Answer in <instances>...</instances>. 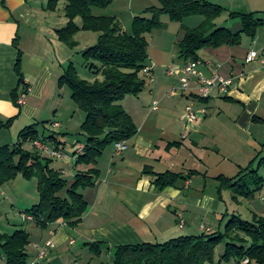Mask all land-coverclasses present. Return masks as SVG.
I'll return each mask as SVG.
<instances>
[{"label": "crops", "instance_id": "1", "mask_svg": "<svg viewBox=\"0 0 264 264\" xmlns=\"http://www.w3.org/2000/svg\"><path fill=\"white\" fill-rule=\"evenodd\" d=\"M45 1L0 0V146L11 144L13 136L3 129L22 130L33 123L48 120L53 128L62 127L68 123L69 105L65 95L69 96L71 102H75L72 93L69 95L65 86H59L60 78L75 58L73 48L62 41L57 32L69 21L65 15L66 4L60 13L61 5L58 12L57 8L49 9V0ZM207 1L227 9L215 20L216 26L217 21L222 20L229 25L233 24L235 28L223 27L234 32L242 28L240 18H232L230 11L254 12L256 17L264 20V0ZM236 19L239 22H233ZM203 21L204 17L194 20L195 25H190L184 20L178 28L174 27L162 55L149 58L148 64L152 67L150 72H142L146 78L144 90L139 95H128L122 101L123 107L137 124L138 132L126 141V150L117 153L112 144L98 159L97 167L101 175L94 187L83 191L89 207L82 221L75 227L60 220L45 229L37 224L28 229L31 239L39 248L45 246L49 239L54 241V246L44 258L47 259L45 262L114 264L111 252L94 255L87 243L105 241L112 246L163 243L183 235H199L187 232L192 228L198 233L213 232L217 222L212 224L215 225L213 227L211 224L207 226L199 223L200 218L195 214L220 215L225 208L222 195L224 189H231L233 198L239 200L233 188L221 187L218 177L228 175L224 172L211 175L210 169L215 162L206 156L210 158L216 154L231 161L237 169L234 176L251 164L254 167L259 154L260 138L255 136L250 125L255 121L264 122V24L255 37L242 34L238 45L206 47L198 52L203 63L199 70L205 76L218 73L233 78L228 92L214 89L212 95L203 100L197 93L196 78L190 79L191 89L183 91L180 88L182 69L187 62L180 57L178 46L186 29L197 27ZM18 49L23 53V85H20V76L16 71ZM251 50L259 51L260 56L247 61ZM175 51L179 55L178 60H174ZM208 62H212L213 66H209ZM170 63L179 68L176 74L168 72ZM15 89L20 95L27 91L23 96L24 102H19L20 106L13 98ZM173 89H176L175 94L171 95ZM220 98L237 110V116L229 117L231 126L222 119L223 110L216 108L215 103L220 102ZM155 101L159 102L157 109L154 108ZM191 102L197 109H207L206 114H202L195 122L186 118V107ZM157 110L160 111L159 118L172 124L173 129L164 126L157 129L148 127L150 113ZM12 118L15 119L6 125ZM180 124L183 128L177 129ZM46 143L51 148L55 147L51 142ZM84 144L74 142L72 153L66 150L65 144L62 145V157H53L49 152L40 151L53 160L52 168L62 170L72 180L77 170L75 151L80 152ZM168 171L181 173L185 178L180 179L176 185L158 189L155 184L156 175ZM217 171L221 170H215L214 173H219ZM19 178L8 184L15 189ZM209 178L219 183L217 197L207 193ZM36 199L38 203L39 193ZM181 219L185 222L184 227L180 226ZM72 245L76 252L68 248Z\"/></svg>", "mask_w": 264, "mask_h": 264}, {"label": "trees", "instance_id": "2", "mask_svg": "<svg viewBox=\"0 0 264 264\" xmlns=\"http://www.w3.org/2000/svg\"><path fill=\"white\" fill-rule=\"evenodd\" d=\"M60 0H49L48 8L55 10ZM67 24L57 30L59 37L67 45L76 46L75 35L78 30L101 32L98 42L84 51L86 63L94 75H102L89 81L79 75L71 63L60 78L59 86H68L72 99L86 113L81 132L86 137L83 149L75 151L76 174L69 180L62 170L51 167L52 159L43 155L34 145L37 139L53 143L62 149L65 143L56 134L41 135L39 126L51 121L33 123L22 129L17 141L0 146V188L6 183L22 176L27 180L35 179L39 201L25 212L33 216V222L45 229L60 220L70 227L77 226L88 210L89 202L84 190L94 187L101 175L97 167L98 159L107 147L119 141H127L138 132L132 115L123 107L122 101L128 95H139L146 86L142 72L151 67L149 62V42L146 33L154 27H164L161 17L169 15L172 21L183 22L186 18L201 15L204 21L197 27L188 28L178 42L180 57L186 62L198 60V52L206 47L238 45L242 34L255 37L264 20L254 12L230 11L232 18H240L242 28L234 32L227 27H217L215 20L227 9L207 0H161L159 7L152 6L133 19V29L127 31L116 16L96 15L95 8H106L114 0H64ZM150 13L151 17L147 16ZM82 24L77 23V18ZM16 71L20 85L24 83L22 72V50L18 49ZM26 90L23 94H26ZM20 93L13 91L17 105ZM207 100L208 98H201ZM15 118L9 119L6 125ZM33 143L34 150L26 148ZM263 159V158H262ZM155 184L164 189L185 178L181 173L168 171L157 174ZM248 177V180H247ZM221 187L233 188L238 197L253 198L262 189L264 177L259 168L249 165L237 176L218 177ZM22 218V217H21ZM31 234L26 228L8 234L0 228V259L6 264H27V247ZM226 243L225 252L220 260H215L216 248ZM94 255L109 251L114 256V264H234L249 259L247 264H264V215L254 213L251 219L233 214L224 231L203 232L199 235H183L163 243L144 242L140 244H121L112 246L105 241L87 243ZM36 264H50L40 261Z\"/></svg>", "mask_w": 264, "mask_h": 264}, {"label": "rangeland", "instance_id": "3", "mask_svg": "<svg viewBox=\"0 0 264 264\" xmlns=\"http://www.w3.org/2000/svg\"><path fill=\"white\" fill-rule=\"evenodd\" d=\"M45 1V0H39ZM46 2V1H45ZM65 4L64 0H60L57 6V9L61 5L60 13L63 12V6ZM162 5L161 0H114V2L106 7V8H95L94 13L96 15H107V16H116L121 24L127 31L131 32L133 29V19L136 15H145V11L148 10L152 6L159 7ZM59 12V9L57 10ZM148 17L150 16V13H147ZM193 18L186 20L185 23H189L190 25H195L196 22H193L197 19H203V16L201 15H195L191 16ZM162 22L165 23L164 27H154L152 30L146 33V38L149 42V58L151 56H161L163 53V50L165 47L169 44L170 38L173 32L174 27H179L181 22H175L172 21L169 15L164 14L161 17ZM231 22V20H228ZM234 21H238L233 20ZM239 22V21H238ZM77 23L79 25L82 24V19L80 17L77 18ZM187 23V24H188ZM218 27L223 26H232V28H235L233 24L229 25L226 21L220 20L217 21ZM176 28V29H177ZM236 28H239L238 26ZM237 30V29H235ZM101 32L98 31H92V30H85L80 29L77 31L75 35L76 40V46L73 48V51L75 53V58L73 59V62L75 66L78 69L79 75L87 79L89 81H93L96 78L102 80V75H94L93 71L90 69L88 63H86L85 57H84V51L88 48L94 46L100 37ZM178 46L176 47L177 50ZM179 55L177 51L174 53V60H178ZM169 66H175L174 63H170ZM145 71V69H144ZM146 72V71H145ZM147 73V72H146ZM148 75V74H147ZM166 76V75H164ZM167 77V76H166ZM65 90L68 91L69 95L71 93V90L68 86H65ZM66 99H68V123L63 125L60 128H53L52 124L49 123H43L39 126V132L41 135L49 136L51 134H56V136L59 137V139L63 140L65 143V148L68 150L69 153H72L74 151V142H81L85 143L86 137L81 132V125L84 120V111L81 110L79 107L76 106L75 102H71L68 95H65ZM220 102H216V108H220L223 110L224 117L222 118L229 126L232 125V122L230 120V116H237V110L236 108H233L232 106H229L224 102L225 100L219 99ZM76 110V112H75ZM235 112V115L233 114ZM242 112V110L240 111ZM160 111H153L150 113V119H149V126L153 129H157L156 127L162 128L164 126L167 129H173L172 124H168L165 119L159 118ZM72 115V116H71ZM51 123V122H50ZM252 132L255 133V136H258L260 138V143L258 146L259 154L256 159V162L254 164V168L260 167V175L264 177V122L263 121H255L253 124L250 125ZM183 125H179L177 129H182ZM21 129H3L5 133H8L9 135H12V140L10 143H14L17 139V135L19 134ZM179 138V137H177ZM33 143H28L26 145V148L29 150H34ZM111 146H109L110 148ZM209 158V156H206L208 160L211 162L214 161L215 165L212 169H210L211 175L214 174H220L224 172L228 176H234L237 173V169L235 164H233L229 160H224V158H220L216 156V154H212ZM263 158V159H262ZM221 160V163L219 162ZM263 160V162H261ZM217 168V169H216ZM221 170L217 171L219 173H214L215 170ZM66 176V175H65ZM70 180V176H66ZM17 182V187L13 189L10 184L6 183L0 188V228L1 232L12 234L15 232V230L20 228H26L30 229L32 226L36 225L33 222H23L21 215L23 212H25L29 207H31L33 204L37 202L36 196H38L37 192V184L35 179L27 180L25 178H22L20 176ZM200 179V178H198ZM248 180V177H247ZM218 182L215 179L208 180V187H207V193L213 194L215 197H217V186ZM15 185V186H16ZM222 195L224 196V204L225 208L224 211L220 215H215L213 213L209 215H197L196 217H199V223H203L207 226L211 224H214V222H217V225H213L214 231H224V228L229 221V219L232 217L233 214H240L244 219H251L254 213H260L264 215V185L261 190L257 191L253 198H246V197H239V200L233 198V191L231 189H224L222 191ZM228 209V213H227ZM203 214V213H202ZM195 217V218H196ZM221 223V225H219ZM191 230V231H189ZM187 232L189 234H202L203 232L198 233V231L194 230V228L189 229ZM183 231V232H186ZM81 246H79L80 248ZM70 250L74 249V246L68 247ZM73 248V249H72ZM226 243L220 244L216 248L215 252V260L218 261L221 259L223 253L225 252ZM27 252L29 254L28 263L27 264H36L40 261H45L47 259H44L45 257L41 256L40 248L36 245V242L31 240V243L27 247ZM55 254V252H54ZM0 264H6L5 261L0 260ZM68 264V263H67ZM223 264H233L231 262H223ZM256 264V263H254Z\"/></svg>", "mask_w": 264, "mask_h": 264}, {"label": "built area", "instance_id": "4", "mask_svg": "<svg viewBox=\"0 0 264 264\" xmlns=\"http://www.w3.org/2000/svg\"><path fill=\"white\" fill-rule=\"evenodd\" d=\"M260 56L259 51L257 50H251L248 54L247 57V61H253L256 58H258ZM264 60V59H263ZM203 64L202 61L200 59L198 60H191L188 61L182 71H183V76L181 77V84H180V88L183 91H187L189 89L192 88L191 83H190V79L192 77L196 78V82H197V93L200 97L202 98H209L214 89H219L221 91L224 92H228L229 91V87L233 84V78H226L218 73H214L212 76L207 77L205 76L200 70L199 67L200 65ZM209 66H213L212 62H208ZM152 67H146L145 71L147 73L150 72ZM179 71V68L177 66H171L168 69V72L170 74H176ZM175 90L173 89L171 90V95L175 94ZM24 94H21L19 97V102H24ZM159 102L155 101L154 102V108H158ZM207 109L205 107L199 108L197 109L193 102L189 103L186 107V118L190 121V122H195L197 121L202 114H206ZM34 145L37 147V149L44 151V152H49L50 156L53 157H62L64 155L63 151L58 149V148H51L47 143L43 142L40 139H37L34 141ZM115 149L117 151V153H121L124 150L127 149V143L126 141H119L116 142L115 144ZM23 220H32L33 216L27 213H22L21 215ZM185 222L183 219H181L180 222V226L184 227ZM54 246V241L52 239H49L46 242V245L40 248L41 251V256L45 257L49 251L50 248H52ZM249 263V259H244L242 260V262L237 263V264H247Z\"/></svg>", "mask_w": 264, "mask_h": 264}]
</instances>
